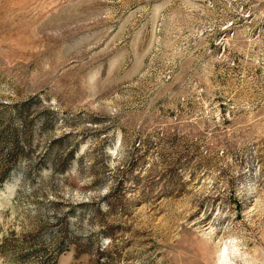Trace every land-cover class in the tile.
<instances>
[{
    "label": "rangeland",
    "instance_id": "obj_1",
    "mask_svg": "<svg viewBox=\"0 0 264 264\" xmlns=\"http://www.w3.org/2000/svg\"><path fill=\"white\" fill-rule=\"evenodd\" d=\"M0 264H264V0H0Z\"/></svg>",
    "mask_w": 264,
    "mask_h": 264
}]
</instances>
